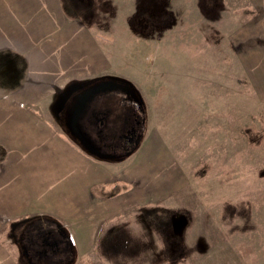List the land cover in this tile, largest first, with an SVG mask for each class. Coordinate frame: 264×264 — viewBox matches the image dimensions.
Returning a JSON list of instances; mask_svg holds the SVG:
<instances>
[{"label":"rangeland","instance_id":"obj_1","mask_svg":"<svg viewBox=\"0 0 264 264\" xmlns=\"http://www.w3.org/2000/svg\"><path fill=\"white\" fill-rule=\"evenodd\" d=\"M138 1L112 2L108 23L94 26L112 77L131 84L145 114L139 146L111 167L164 158V171L149 172L160 179L174 166L181 184L104 218L78 264H264L263 70L246 68V52L262 44L264 10L250 0ZM89 94L70 96L53 125L72 142L79 134L94 154L133 122L122 95ZM16 221L0 226V259L19 264Z\"/></svg>","mask_w":264,"mask_h":264},{"label":"crops","instance_id":"obj_2","mask_svg":"<svg viewBox=\"0 0 264 264\" xmlns=\"http://www.w3.org/2000/svg\"><path fill=\"white\" fill-rule=\"evenodd\" d=\"M121 1L0 0V226L33 216L55 219L73 237L74 264L94 248L104 218L181 184L174 166L159 179L164 158L113 169L111 164L127 157L99 159L53 125L54 117L62 122L63 111L55 116L52 109L61 93L80 86L89 92L117 74L94 26L108 23L104 9ZM150 1L156 4L151 8L171 7ZM250 2L264 10V0ZM256 20L264 31V18ZM261 39L246 52V68H262L264 95V35ZM84 88L71 96L82 95ZM99 88L96 93H112L104 85ZM59 126L66 131L65 124ZM150 166L159 168L156 174ZM10 258H1L0 264H14Z\"/></svg>","mask_w":264,"mask_h":264},{"label":"trees","instance_id":"obj_3","mask_svg":"<svg viewBox=\"0 0 264 264\" xmlns=\"http://www.w3.org/2000/svg\"><path fill=\"white\" fill-rule=\"evenodd\" d=\"M104 79H108L109 81L117 80V79L114 80L113 77H108ZM100 80L103 79H98V81ZM121 82L123 83L124 87L127 90L129 89V91H131L132 93L134 91V93L137 96L136 97L137 102H135V108L128 107L129 109H131L130 116L132 117V122H133V124L129 123V125L132 126L138 124L139 126L141 123V132H142V130L144 129L145 114H144L141 98L139 97L138 93H136V91L129 82L123 80H121ZM98 85L99 84H97V86ZM84 87L87 86H80L74 90L79 91ZM84 90L85 93L82 94L83 96H86L87 93L89 94L87 88H84ZM73 91L66 92V94L64 95L63 94L59 95L56 101L54 102L52 109L57 113H60V111L64 109L63 107L65 106V101H68ZM135 94H133V96ZM139 111H141L140 121L138 115L136 114ZM126 114H127L126 111L124 112L123 110V119L126 116ZM97 119L98 117L93 119V121L95 122V123L93 122V124L97 123L98 125ZM138 128L140 129V127ZM84 134L90 135L87 132ZM104 135L105 134L101 135V142H104L103 140ZM79 136L80 135L78 134L75 137L77 139L79 138L78 140L83 141V139L82 138L80 139ZM109 139H110L109 143L108 141L104 142V144L102 143V145H104L106 148L101 153L97 152L93 154L89 151L88 152L99 159L113 161V160H118L119 158L123 159L130 156L139 146L138 143L133 148L130 147L127 150L119 151L117 149H113L115 145V143L113 142L114 138L113 139L109 138ZM83 142H84L83 144L82 143L80 144L84 149L87 150L88 148V147L86 148L87 143L86 141ZM118 152H122V153H118ZM15 224H16L15 227L17 232L16 242L19 247L20 259L22 264H74L75 263L77 255H76V248L74 245L73 237L70 231L60 222L48 216H33L23 220H18L15 222ZM170 236L173 237L174 235L171 233ZM170 252L172 255H179L183 253V248L179 247L174 251L171 250Z\"/></svg>","mask_w":264,"mask_h":264},{"label":"flooded vegetation","instance_id":"obj_4","mask_svg":"<svg viewBox=\"0 0 264 264\" xmlns=\"http://www.w3.org/2000/svg\"><path fill=\"white\" fill-rule=\"evenodd\" d=\"M102 85H104L105 87H108L110 91H112L115 94H119L122 95V100L123 102H120L121 105H123L124 107L128 104L130 105L132 108H135V102H137V99L134 98L133 94L131 91H129V89L127 90L124 85H122L120 82L118 81H111L108 84H99L98 86H94L89 93L91 95H93L94 93H96L100 88L102 87ZM139 128L137 125H132L131 129H129L127 132L122 133L121 134V138L119 143L114 145L113 149H117L120 151L123 150H127L130 147H132L137 139V136L139 135Z\"/></svg>","mask_w":264,"mask_h":264},{"label":"water","instance_id":"obj_5","mask_svg":"<svg viewBox=\"0 0 264 264\" xmlns=\"http://www.w3.org/2000/svg\"><path fill=\"white\" fill-rule=\"evenodd\" d=\"M118 160H121V158H119Z\"/></svg>","mask_w":264,"mask_h":264}]
</instances>
